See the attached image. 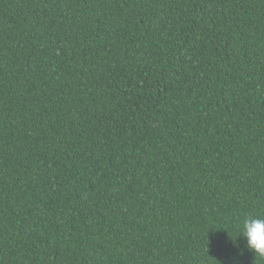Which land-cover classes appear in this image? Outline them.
Listing matches in <instances>:
<instances>
[{
	"label": "trees",
	"instance_id": "16d2710c",
	"mask_svg": "<svg viewBox=\"0 0 264 264\" xmlns=\"http://www.w3.org/2000/svg\"><path fill=\"white\" fill-rule=\"evenodd\" d=\"M249 216L264 0H0V264H264Z\"/></svg>",
	"mask_w": 264,
	"mask_h": 264
},
{
	"label": "clouds",
	"instance_id": "9594fccd",
	"mask_svg": "<svg viewBox=\"0 0 264 264\" xmlns=\"http://www.w3.org/2000/svg\"><path fill=\"white\" fill-rule=\"evenodd\" d=\"M239 234L233 243L239 247L237 238L244 241L243 248L264 259V216H249L238 224Z\"/></svg>",
	"mask_w": 264,
	"mask_h": 264
}]
</instances>
